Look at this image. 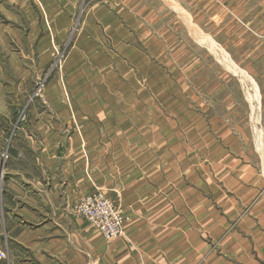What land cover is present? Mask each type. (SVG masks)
<instances>
[{
    "label": "crops",
    "instance_id": "0c3cea01",
    "mask_svg": "<svg viewBox=\"0 0 264 264\" xmlns=\"http://www.w3.org/2000/svg\"><path fill=\"white\" fill-rule=\"evenodd\" d=\"M112 1L94 13L119 39L111 62L121 68L117 79L126 86L122 92L128 99L131 67L151 63L129 42L146 34V1ZM77 2L22 0L23 41L30 47L27 55L35 48L36 75L47 66L42 61L50 47L48 41L44 48L45 38L65 33L62 23L44 29L41 21H68ZM11 53L4 68L18 88L30 89L34 71L26 69L34 67ZM3 72L0 247L7 257L0 264H264V179L241 155L227 153V147L217 157L202 153L199 158L194 149L172 155L162 149L160 133L149 146L142 129L133 128L124 114L128 108L122 98L116 102L110 92L93 91V74H67L69 91L55 90L59 82L52 81L28 106L18 95V104L8 102ZM208 141H199L200 148L209 147ZM96 191L121 204L123 236L107 241L73 213L82 196Z\"/></svg>",
    "mask_w": 264,
    "mask_h": 264
},
{
    "label": "rangeland",
    "instance_id": "374dc122",
    "mask_svg": "<svg viewBox=\"0 0 264 264\" xmlns=\"http://www.w3.org/2000/svg\"><path fill=\"white\" fill-rule=\"evenodd\" d=\"M17 1L0 0V71L7 81L9 103L18 104L14 99L18 95L21 104L30 106L52 81L59 82L55 90L69 91L67 74L70 78L76 72L83 77L90 73L93 91L110 92L118 97L116 102L123 99L128 108L124 114L130 115L133 128L142 129L149 146L160 133L162 149L172 155L194 149L199 158L202 153L217 157L227 147V153L241 155L264 179V0H172L176 4L145 0L146 34L132 36L129 42L151 63L131 67L130 76L126 75L128 99L126 86L117 79L121 68L111 62L119 39L108 34L107 25L94 13L98 5L110 6V0H80L68 21H41L44 29L62 23L65 33L44 37V48L50 43L48 55L42 57L47 66L38 69V75L35 48L27 55L30 47L23 41L27 22L20 8L25 4ZM11 52L19 54L23 65L34 67L24 66L34 71L30 89L18 88L5 69ZM201 140L209 147L200 148ZM215 162L209 160L213 169ZM261 188L263 193L264 180ZM112 200L123 210L117 199Z\"/></svg>",
    "mask_w": 264,
    "mask_h": 264
},
{
    "label": "built area",
    "instance_id": "2783aa9c",
    "mask_svg": "<svg viewBox=\"0 0 264 264\" xmlns=\"http://www.w3.org/2000/svg\"><path fill=\"white\" fill-rule=\"evenodd\" d=\"M73 213L92 225L106 240L121 236L125 216L117 204L100 191L82 196L73 206ZM7 257L0 247V263Z\"/></svg>",
    "mask_w": 264,
    "mask_h": 264
}]
</instances>
